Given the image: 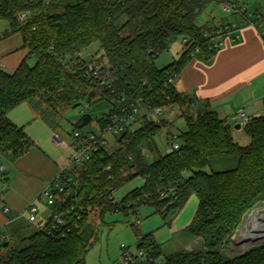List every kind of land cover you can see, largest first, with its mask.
Segmentation results:
<instances>
[{
    "label": "trees",
    "instance_id": "trees-1",
    "mask_svg": "<svg viewBox=\"0 0 264 264\" xmlns=\"http://www.w3.org/2000/svg\"><path fill=\"white\" fill-rule=\"evenodd\" d=\"M218 2L51 0L43 11L34 0H0V21L9 23L3 38L21 34L28 50L15 73L0 69V161L13 163L33 147L25 129L9 118L26 103L38 109L44 102L54 110L95 101L111 106L101 116H84L76 125L79 131L93 119L103 131L125 118L138 102L152 110L180 109L173 122L138 117L135 123L141 124L136 130L128 125L115 137L114 151H102L75 169L82 185L80 202L90 212L79 229L62 240H53L40 229L23 239L22 249L12 248L6 240L0 264H86L89 244L84 231L92 215L103 221L107 213L123 212L128 217L130 212L136 214L137 207L152 206L167 221L193 196L199 206L185 229L192 239L187 249L166 255L152 234L139 236L143 258L137 264H264V242L235 256L225 252L249 214L264 202V116L244 126L250 144L243 147L226 128V120L169 82L175 77L176 83L193 58L210 64L219 51L212 49V30L219 26L197 23ZM29 10L31 15L20 21L19 15ZM178 38L188 41L180 61L158 69L156 60ZM97 42L102 53L85 60L84 51ZM31 59L36 60L34 66ZM96 69L108 77H95ZM179 119L187 127L177 136L180 150L162 154L156 139L166 133L169 142ZM214 165L231 168L213 171ZM138 178L144 181L142 187L122 201L113 198ZM13 228L12 237L24 229L21 222Z\"/></svg>",
    "mask_w": 264,
    "mask_h": 264
},
{
    "label": "crops",
    "instance_id": "crops-1",
    "mask_svg": "<svg viewBox=\"0 0 264 264\" xmlns=\"http://www.w3.org/2000/svg\"><path fill=\"white\" fill-rule=\"evenodd\" d=\"M241 22L239 16L235 24ZM206 24L214 25L209 21ZM8 28L9 23L1 20L0 62L1 70L13 74L27 57L28 50L24 49L21 34L3 38ZM175 86L178 92L200 100L228 123L242 109L249 119L264 116V41L259 31L250 26L242 28L238 40H227L210 64L193 58L181 71ZM97 108L104 109L105 105L98 104ZM173 111H177V116ZM178 116L180 109L173 106L163 112L159 122H173ZM9 118L25 129L33 147L12 163L11 178L4 179L7 188L3 187L2 192L0 176V237L5 235L7 240V231L22 219L31 223L29 205L36 202L60 168L66 166L74 155L73 145L55 131L53 124L37 112L34 104L19 106L9 113ZM0 165L4 166L3 161ZM36 205L38 218H42L38 224H31L40 227L51 216L54 205L47 202H36ZM2 252L0 249V254Z\"/></svg>",
    "mask_w": 264,
    "mask_h": 264
},
{
    "label": "rangeland",
    "instance_id": "rangeland-1",
    "mask_svg": "<svg viewBox=\"0 0 264 264\" xmlns=\"http://www.w3.org/2000/svg\"><path fill=\"white\" fill-rule=\"evenodd\" d=\"M243 3L247 4V10L250 13H256L258 11H264V0H243ZM239 20V16L233 13H227L222 10L220 2H218L212 10L205 11L197 20L199 25H205L207 21L211 24L221 26L227 24L236 23ZM124 22V20H123ZM187 47L184 45V39L178 38L173 41L168 51L164 52L156 60V66L158 69H163L169 65H172L180 61L182 55L186 51ZM101 47L97 42L84 51L83 57L85 60H90L93 57L100 55ZM35 59L29 61L30 66H34ZM103 77L107 78L103 72ZM177 81V80H176ZM39 101V100H35ZM99 101L91 102L90 106L86 104H74L71 106L62 105L59 109H49L48 106L41 102L37 112L45 117L51 124L55 131L66 138L70 144L75 143L74 132L77 131V123L84 116L90 115L92 117L101 116L110 110V105L106 103H99L105 105L104 109L97 108ZM97 108V109H96ZM25 109V108H21ZM177 116V111H173ZM179 118V116H178ZM139 122H134L131 126V130H136L140 126ZM232 125L231 133L234 140L241 146L245 147L250 144L249 138L244 132V123H236L229 121ZM241 124L242 129L237 130L235 126ZM175 129H173V135L178 136L179 131H185L187 129L183 119H179L176 123ZM84 134L90 132L99 133L96 120L89 125H85L81 128ZM106 138L109 142L107 147L108 151H114L117 148L115 144V137L107 134ZM157 145L162 154H166L168 150L169 142L166 139V133H161L157 139ZM178 143L179 141L176 140ZM6 169L4 172H0L1 176V192L3 187L7 188L4 182L5 178H11L12 162L2 160ZM231 168L230 166H218L214 165L213 171H224ZM207 172H211V169H207ZM189 177V174L186 175ZM144 184L143 179L138 178L126 184L117 193H115V199L119 202L123 198L127 197L131 191L136 188L142 187ZM6 192V191H5ZM4 194V193H2ZM1 194V195H2ZM199 206V200L196 196L190 198L186 206L175 216L170 217L165 221L160 214L156 213V210L152 206H140L136 208V214L130 212L129 216L123 212L107 213L103 221L97 216H91L89 227L84 231V238L89 244V252L86 256V264H122L124 256V248L127 249L133 256L138 255V237L152 234V238L163 246L164 253L166 255L175 254L182 250L187 249L186 245H190L192 239L185 233V229L192 224L194 217L196 216ZM29 217V216H28ZM42 218L41 216L39 217ZM23 224L19 235L11 237L10 233L14 229L11 227L9 231L8 240L12 248L22 249L26 246L23 239L33 235L40 229L44 228V223L40 227L29 223L26 219L20 221ZM246 228L249 234L262 235L261 238L255 237L252 240H246L243 237L242 231ZM6 233V231H3ZM244 233V232H243ZM7 238V237H6ZM232 245L229 244V248L226 249L228 256H235L246 252L251 247L259 245L264 242V202L261 203L256 209H254L248 216L244 226L240 228L237 234L232 238ZM2 250L3 246L0 245Z\"/></svg>",
    "mask_w": 264,
    "mask_h": 264
},
{
    "label": "built area",
    "instance_id": "built-area-1",
    "mask_svg": "<svg viewBox=\"0 0 264 264\" xmlns=\"http://www.w3.org/2000/svg\"><path fill=\"white\" fill-rule=\"evenodd\" d=\"M34 1L43 11H45L51 4V0ZM219 2L224 12L239 15L242 18V22L239 24L233 23L221 25L218 29L212 30V49L220 50L225 45L227 40L230 42H236L239 38L240 30L246 26L256 28L264 41V11H258L256 13L248 12L247 4L243 3V0H219ZM31 13V10L21 13L19 15V20L24 21L29 15H31ZM184 43L187 44L188 41L184 40ZM93 75L97 78H102L104 74L100 69H96L94 70ZM105 76L108 77V75ZM169 82L174 85L175 77L170 79ZM172 107L173 106H167L161 109L152 110L150 107L138 102L135 106L130 108V112L126 114L125 118L123 117L122 119H119L114 125L108 126L103 131L99 130L98 134L93 132L84 134L79 130L74 132V155L69 159L66 166L60 168L56 178L46 186L36 200L37 203L47 202L54 205V210L51 216L47 219L43 228L51 239H65L75 230L79 229L83 219L89 215V209L85 208L80 202L79 194L81 192L82 185L78 175H76L74 171L76 168L92 161L95 155L107 150L109 142L106 135L110 134L114 137L121 135L125 130V126L134 123L137 121L138 117L144 115L155 122H159L163 112L171 109ZM250 120L251 119L246 116L243 109L239 110L232 117V121L236 123H244L245 125ZM170 140L171 143H169L167 154L178 152L180 150V144L176 141L177 136L172 135ZM4 170V166L0 165V171L4 172ZM113 198L115 199V194ZM36 202L30 204L28 207L29 221L34 224L39 223V208L36 205ZM243 230L247 231L246 228H243ZM252 235L253 238L259 236V238L262 237V235ZM245 239L247 240V238ZM6 240V236L1 235L0 245L5 243ZM142 258V251H138V255L133 256L131 252L124 248L122 264H137V260Z\"/></svg>",
    "mask_w": 264,
    "mask_h": 264
},
{
    "label": "water",
    "instance_id": "water-1",
    "mask_svg": "<svg viewBox=\"0 0 264 264\" xmlns=\"http://www.w3.org/2000/svg\"><path fill=\"white\" fill-rule=\"evenodd\" d=\"M80 104H78V105H76V106H79ZM226 128L227 129H231L232 128V125L231 124H227L226 125ZM235 129H237V130H240V129H242V126H241V124H237L236 126H235ZM8 246V243H6L5 245H4V247H7Z\"/></svg>",
    "mask_w": 264,
    "mask_h": 264
},
{
    "label": "bare ground",
    "instance_id": "bare-ground-1",
    "mask_svg": "<svg viewBox=\"0 0 264 264\" xmlns=\"http://www.w3.org/2000/svg\"><path fill=\"white\" fill-rule=\"evenodd\" d=\"M243 237L247 238V240H252L254 239L253 238V235L252 234H249L246 230H243ZM260 237V236H259Z\"/></svg>",
    "mask_w": 264,
    "mask_h": 264
}]
</instances>
